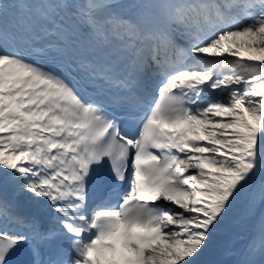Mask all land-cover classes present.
<instances>
[{"label":"snow or ice","instance_id":"1","mask_svg":"<svg viewBox=\"0 0 264 264\" xmlns=\"http://www.w3.org/2000/svg\"><path fill=\"white\" fill-rule=\"evenodd\" d=\"M0 264H264V0H0Z\"/></svg>","mask_w":264,"mask_h":264},{"label":"bare ground","instance_id":"2","mask_svg":"<svg viewBox=\"0 0 264 264\" xmlns=\"http://www.w3.org/2000/svg\"><path fill=\"white\" fill-rule=\"evenodd\" d=\"M169 208H172V209H175V206L174 205H167ZM256 221L253 220V221H249V226H251L252 224H254ZM245 230V226L244 225H236V224H233L232 225V228H231V231H232V234L235 235L237 233H242L244 232ZM243 242L242 241H237V246H239L240 244H242ZM210 259H223V260H229L231 259L230 257H223V256H213V257H210Z\"/></svg>","mask_w":264,"mask_h":264}]
</instances>
